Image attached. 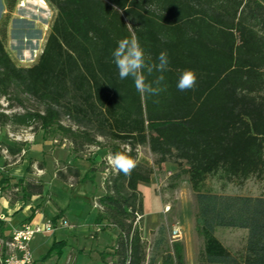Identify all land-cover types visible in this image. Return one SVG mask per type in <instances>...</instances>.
<instances>
[{
	"label": "trees",
	"instance_id": "1",
	"mask_svg": "<svg viewBox=\"0 0 264 264\" xmlns=\"http://www.w3.org/2000/svg\"><path fill=\"white\" fill-rule=\"evenodd\" d=\"M5 1L11 12L15 0ZM46 1L56 13L32 65L17 66L0 36V98L23 108L0 111V126L31 127L44 137L57 133L76 158L89 146L107 148L95 223L105 220L116 233L111 250L99 255L103 264L146 263L138 184L149 182L153 169L138 160L139 146L156 156L158 166L174 158L176 176H187L195 199L194 230L203 242L198 264H264V196L205 189L210 176L223 184L264 176V0ZM133 34L146 63H158L160 52L168 53L166 90L157 96L142 97L131 77L120 79L113 63L117 42ZM185 69L196 72L197 84L180 92L176 83ZM144 74L148 82L160 75ZM22 95L40 107L27 108ZM63 117L71 123H62ZM117 152L137 161L130 176L107 162ZM64 168L65 173L57 171L60 178L78 177L76 169ZM96 171L92 163L82 180L92 182ZM14 187L40 190L30 183ZM222 227L247 231L240 252H230L216 237ZM6 228L0 221V233ZM160 243L165 247L159 264H185L180 240H154ZM61 245L53 242L44 258ZM154 263L151 256L147 264Z\"/></svg>",
	"mask_w": 264,
	"mask_h": 264
},
{
	"label": "rangeland",
	"instance_id": "2",
	"mask_svg": "<svg viewBox=\"0 0 264 264\" xmlns=\"http://www.w3.org/2000/svg\"><path fill=\"white\" fill-rule=\"evenodd\" d=\"M43 2L44 4L38 3L37 0H15L14 8L9 12L6 1L0 0V36H2L5 48L17 66L27 67L36 61L49 32L56 10L46 0H43ZM5 19L6 22H4ZM3 23H5V30L2 33ZM22 97L27 108L40 107L31 97L25 95H22ZM0 111L21 113L23 108L18 106L15 100L12 99L7 102L2 97L0 98ZM62 123L69 124L71 122L68 118L63 117ZM32 132H34L33 129ZM0 133L3 135V131ZM46 138L50 141L54 138L58 143L52 142L53 145L62 142L71 150L69 141L60 139L57 133L51 132ZM100 141L104 143L105 140L100 138ZM106 149V147L89 146L85 148L82 154L83 158L90 159L92 158V152L95 153L98 160L95 173L97 181L104 177L107 172L105 169L103 171L104 175H102L99 171L104 166L101 163L107 153ZM0 156L2 158L1 154ZM137 157L138 160L147 162L153 169L150 181L138 184V190L142 196L143 213L140 219V227L146 257L145 264L151 259V256H154V264H159L165 244L160 243L159 246H156L154 240L163 237V240L170 244L174 240L172 238L174 228H178L181 232L180 241L183 244L185 264H198V253L203 242L194 230L195 199L187 181V176L184 174L176 176L178 167L174 158H169L159 166L156 165L154 163L156 156L146 146L137 147ZM7 164H9L8 160L3 159L0 162V166ZM4 171L5 174L6 169ZM33 171L31 170V172ZM36 172L38 171L36 170ZM205 189L230 195L264 196V176L262 178L252 176L242 184H239L236 180L223 184V181L218 179L217 176H210L205 182ZM2 203L3 201L0 200V211L4 210ZM159 229H161L160 233ZM94 230L92 229L91 232H87L86 235H81V237H68V243L65 241L63 245L55 246L51 255L44 258L43 261L55 257L56 264H96L95 255H93L94 248L91 247L92 243L95 242L93 236H91ZM114 233H116L115 230ZM215 235L230 252L236 254L243 248L247 231L245 229L222 227L215 230ZM38 237V234L34 237L33 245L38 243ZM52 244L46 247L40 246L39 243L33 257H36L38 261H42V258L51 249ZM65 246L66 248H64ZM45 264H55V261L51 260Z\"/></svg>",
	"mask_w": 264,
	"mask_h": 264
},
{
	"label": "crops",
	"instance_id": "3",
	"mask_svg": "<svg viewBox=\"0 0 264 264\" xmlns=\"http://www.w3.org/2000/svg\"><path fill=\"white\" fill-rule=\"evenodd\" d=\"M1 131L3 135L0 133V143L8 147L22 148L23 145L10 142L6 138L4 128ZM52 142L58 143L54 138L50 141L44 137L42 130H36L33 141L25 145L23 155L19 157L20 150L15 153L10 152L12 161L5 165L6 173L2 175L6 189L15 188L16 183H21L22 186L30 183L32 186L39 185L40 190L36 188L35 191L28 192L20 191L19 187H16V191L0 199L4 207V210L0 211V221L7 227L0 236L9 235L12 229L23 223L40 224L48 218H65L70 222V227L57 226L52 233H39V241L34 245L32 241L37 234L30 240L32 254L39 247V243L40 246L48 247L55 241L67 242L68 237H81L95 228L91 235L95 242L91 247L94 248L95 263L103 264L99 255L101 252L110 251L115 239L114 230L105 220L95 223L98 213L96 199L103 193V177L99 181L96 177L92 182L82 180L92 163L98 164L97 157L92 152L90 159L76 158L64 143L53 145ZM1 161L3 159L0 156ZM65 165L76 169L78 177L74 178L67 174L66 179L60 178L57 171L61 169L65 173ZM100 173L104 175V172ZM33 259V264H45L51 260L57 263L55 257L45 261H43L44 257L42 261H38L36 257Z\"/></svg>",
	"mask_w": 264,
	"mask_h": 264
},
{
	"label": "clouds",
	"instance_id": "4",
	"mask_svg": "<svg viewBox=\"0 0 264 264\" xmlns=\"http://www.w3.org/2000/svg\"><path fill=\"white\" fill-rule=\"evenodd\" d=\"M112 60L118 69L120 79L132 78L137 92L142 97L157 96L166 90L163 86L165 79L163 73L169 68V56L167 51H161L157 57L158 63L148 64L145 61V53L138 38L133 34L131 38H124L117 42V47L112 52ZM145 71L151 75L159 72L154 81L148 82ZM197 84V74L192 69L180 72L176 87L180 92L192 90ZM108 163L125 176H130L137 167V161L124 152H117L109 157Z\"/></svg>",
	"mask_w": 264,
	"mask_h": 264
},
{
	"label": "built area",
	"instance_id": "5",
	"mask_svg": "<svg viewBox=\"0 0 264 264\" xmlns=\"http://www.w3.org/2000/svg\"><path fill=\"white\" fill-rule=\"evenodd\" d=\"M4 131L10 142L23 145L20 149V155L25 153V145L31 143L34 138V132L31 127H21L13 129L10 125H4ZM1 127V128H2ZM0 128V130H1ZM0 154L4 160L10 163L12 156L7 145L0 143ZM110 156L106 157L108 162ZM5 166H0V199L9 196L17 188L6 189L2 182ZM70 227V223L65 218L45 219L40 224L23 223L10 231L7 236H0V264H33V254L30 248V240L39 233H52L56 227ZM174 240L181 239V232L178 228L172 230Z\"/></svg>",
	"mask_w": 264,
	"mask_h": 264
},
{
	"label": "bare ground",
	"instance_id": "6",
	"mask_svg": "<svg viewBox=\"0 0 264 264\" xmlns=\"http://www.w3.org/2000/svg\"><path fill=\"white\" fill-rule=\"evenodd\" d=\"M37 1H38V3L44 4L43 0H37Z\"/></svg>",
	"mask_w": 264,
	"mask_h": 264
}]
</instances>
